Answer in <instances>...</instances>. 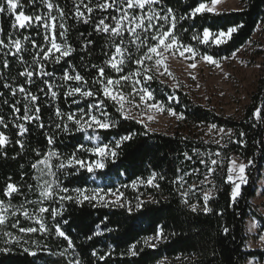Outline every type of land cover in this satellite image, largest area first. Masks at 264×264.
<instances>
[{
  "label": "trees",
  "instance_id": "obj_1",
  "mask_svg": "<svg viewBox=\"0 0 264 264\" xmlns=\"http://www.w3.org/2000/svg\"><path fill=\"white\" fill-rule=\"evenodd\" d=\"M50 2L58 5L64 13L63 20L59 10L54 8L51 13L57 18L55 28L57 42L63 44L66 41L74 49L70 56L63 58L60 63H55L54 59L43 61L41 47H33L30 41H23L24 36H29L35 39L37 45L46 48L50 43L44 39V36H50V31L46 33L42 25L37 27L35 23L30 28L12 29L14 15L9 14L7 10L0 13V28L3 30L0 35L5 39V43L9 32H13V38L21 39L23 47L27 49L21 53L23 61L11 54L5 57L4 53L8 50H0V117H3L7 124V128L0 125V132L7 137V143L0 147V201H3L4 205L11 204V207H7L0 214L6 216L3 230L12 232L23 241H28L21 244L12 243L7 246L9 250L5 252L2 250L5 247L4 238L0 237V264H68V260L72 257L80 258L82 264H245L249 258L262 260L263 249L245 247V219L251 216L257 221L259 232L264 231V214L251 202V198L256 195L257 182L264 170V103H262L264 102V69L249 95L248 102L238 116L225 115L195 102L181 85L170 87L156 78L148 82L155 99L173 107L177 113H183V120L189 125L216 124L218 127L232 129V134L224 136L219 145L215 141L206 140L192 130L189 132L175 130L172 133L150 130L134 118H123L116 111L117 105L104 98L102 93L89 98H80L77 95L75 99L79 100L78 105L72 103L73 98L63 95L69 86H77L78 83L65 82L61 79L69 65L74 66L88 81L83 87H90L97 92L100 86L93 84L92 81L98 77V73L91 65L105 67L106 76L112 78L117 76L105 61L111 57L115 50L114 44L119 43L120 38L113 37L110 32L95 30L99 20L105 16L109 17L105 22L114 26L110 17L119 15L116 9L101 11L95 7L97 0H91V3L89 0H83L84 4L93 7L91 13L83 4H79V0H50ZM199 2L207 4L211 0H162V4L157 7H171L179 17L190 12L189 6L195 7ZM20 4L23 7L18 11L23 10L26 15H43L47 11L39 0L35 7L31 5L30 0H20ZM240 4L241 7L238 9L215 11V14L207 12L197 14L194 20L177 19L174 32L181 44L191 45L199 55L207 53L217 59L227 57L252 39L257 25L264 19V0H240ZM76 5H79V11L83 13L80 17L76 15ZM85 20L88 22L85 23ZM61 22L66 29L64 38L60 36ZM237 25L242 27L238 28L226 43L216 44L212 40H208L207 43L200 42L203 40L205 27L209 28L211 34H216L220 31L227 32L229 27ZM194 34L200 39L193 40ZM129 39V34L125 32V45L133 56L132 60L125 59L123 65L125 71L137 68L134 59L146 51L145 48L137 53L135 46L127 43ZM89 40L92 41L91 44L88 43ZM11 51L16 50L13 47ZM37 53L39 55H36V59L43 61V70L53 73V77L39 75L41 65L34 63L33 60L34 54ZM5 58L9 62L7 68L3 64ZM25 69L34 72L31 84L26 83L27 77L20 75ZM70 74L73 73L70 71ZM44 79H49V82L55 86L53 90L58 92L57 99L45 95L48 89L42 82ZM5 84L10 87L5 88ZM20 85L38 96L37 103L40 107L39 115L40 122L44 124L43 128L38 126L39 122H26L21 119L26 103L24 94L17 90L13 95L11 91L12 88L18 89ZM41 88L44 92L39 91ZM170 96L176 99L169 100ZM100 99H105L106 110L110 114V119L116 121L117 126L108 130H97L95 134L99 136L98 141L86 139L87 136L93 135L91 129L87 132L75 131L71 122H69L71 130L67 133L55 129V123L60 122V118L54 114L56 107L64 112L73 111L77 107L87 109L89 104ZM13 105L20 108L19 113L14 112ZM258 107L262 109L259 117L254 114ZM18 123H24L28 129L23 137L18 135L16 127ZM241 132L245 133L244 137L240 136ZM129 133L133 134L132 139L123 142L117 150V156L107 159L103 169H97L93 173H87L85 170L76 173L74 169L62 171L53 167L52 171L57 172L62 186L70 190L76 187L88 189L99 187L123 192L133 201L131 212L127 210L126 205L125 207L117 205L92 207L87 202L83 205L65 202L62 215L53 219L51 208L59 207L58 198L38 203L41 200V188L35 177L39 175L38 169L41 165L34 169L32 164L42 160L49 149L54 148L63 156H67L76 151V146L81 143L86 147L104 143L114 147L112 143L114 140ZM48 135H54L53 145L48 144ZM18 139L24 142L23 148L17 144ZM242 139L245 141L244 144L239 143ZM196 150L205 155L198 156ZM218 150L224 161L225 173L233 154L243 162L254 160L246 170L248 182L242 187V196L235 203H230V185L224 183L219 174L209 176L208 180L218 187V190L213 191V198L209 204L213 212L207 215L201 211L193 213L185 205L184 199L202 207V195L211 186L207 181L201 184L205 179L206 166L200 164L199 160H207V153H215ZM185 152L192 157L191 160L185 158ZM77 155L87 160L97 159L95 155L85 151H79ZM51 163L53 165L58 163L57 158H51ZM219 171L218 168L217 173ZM152 172L158 174L155 183L159 187L142 184L138 188L141 198L136 200L137 194L130 190L132 181L137 178L147 181ZM178 175L183 177V188L180 187L181 182L176 181ZM159 176H163L164 179H159ZM45 179H53V177H45ZM8 183L14 184L19 189L10 197L5 196ZM29 185L32 187L29 188ZM193 185L195 187H191ZM181 192H188V196L182 197ZM138 202H142L140 208L135 207ZM40 207L49 208V212L39 213ZM220 210L224 212L222 217L215 214ZM25 211L31 218L25 217ZM13 212L15 216L12 215ZM41 218L49 231L19 232V227L39 229L37 221H41ZM17 220H19L18 228L13 229L11 225ZM102 220L104 221L101 225L102 234L94 235L97 231L96 225ZM64 221L67 223L65 224ZM58 223L75 245L74 252L69 250L63 256L59 253L67 247V241L56 235L55 226ZM221 225L229 227V234H223ZM158 227L163 228L164 237L144 243L147 237L155 236ZM89 236H92V239H88ZM134 244L137 245L135 250L138 254L132 256L128 254V249ZM45 245L47 248L44 247ZM25 248H28L29 252H36V255L24 251ZM93 249H96L100 255L111 251V255L105 261H100L91 255Z\"/></svg>",
  "mask_w": 264,
  "mask_h": 264
},
{
  "label": "snow or ice",
  "instance_id": "obj_2",
  "mask_svg": "<svg viewBox=\"0 0 264 264\" xmlns=\"http://www.w3.org/2000/svg\"><path fill=\"white\" fill-rule=\"evenodd\" d=\"M30 3L33 7L36 6L37 0H30ZM41 6L45 7L47 11L41 14H33L26 15L23 10H19L23 7V5L18 3V0H0V13H4L6 10L9 14L14 15V20L12 22V29L19 28H30L33 23L40 27L41 25L44 27L45 32H51V35H45L44 39L49 41L50 46L44 48L36 44L35 39L29 36H24L23 41H30L33 47H41L43 61H47L49 59H54L55 63H60V61L69 57L70 54L74 51L71 45L65 43L57 42L55 36V28H56V17L52 16L53 9H57L60 11L61 20H63L64 13L62 9H59L58 5H53L50 0H39ZM91 3V0H89ZM217 0H211V5L206 4L205 2H199L197 6L190 7V12L185 13L184 15H177L174 12V9L171 7L163 8L157 7L162 4V0H97L95 4L96 8H99L101 11H106L110 8H115L119 15H112L110 17L111 21L114 22V26L106 23L105 21L109 19V17L105 16L100 19L98 24L95 26V30L102 31L106 33H111L113 37H119V43L114 44V52L111 54V57L105 61V64L110 66L117 73L123 72V65L125 63V59L132 60L133 56L130 49L125 45L124 34L127 32L130 36V39L127 41L128 44L134 45L137 53H140L143 49L146 48V51H143L142 55H139L134 59V63L136 65L142 66L141 68H137L135 71L129 72L127 75H120L118 79H113L111 76H106L105 67L96 65H91L93 69H95L98 73V77L94 78L92 83L99 84V91H94L92 88H85L83 85H86L88 81L84 76H82L74 66L69 65V68L65 69L63 72V76L61 79L65 82L67 81H75L78 82L77 86H69L66 91L63 92V95L68 98H73L72 103L78 105L79 100L75 99L78 95L80 98H89L95 97L96 95L102 93L103 97L107 100L114 102L117 105L116 111L120 113V115L127 119L128 114L125 111V104H133L136 108H140L141 105H144L147 110H156L158 112L167 111V113L171 116L176 117L177 119H183V113H177L176 110L171 106H165V102L159 101L155 99L153 92L149 89L148 86L143 84V80L151 81L154 77L149 75L148 73L151 71H155L156 73H160L163 75L164 73L160 72V65L164 64V53L168 52L171 49L179 50V48H183V51L179 52L180 56H184L185 52L190 53V58L195 60L197 56V52L191 45H183L179 41V37L174 32L176 28L177 19L185 20V19H195L197 14L202 13H214L215 14V5ZM79 4H83V6L87 9L89 13L93 12V7H89L88 4H84L83 0H79ZM77 7V17L83 15L82 12L79 11V5ZM138 10V11H137ZM51 21V23H49ZM85 23L88 20L84 21ZM167 26V27H166ZM242 27V25H237L234 27H229L227 32L220 31L219 33L214 34L215 39L212 41L216 44L226 43L228 39L231 38L232 34L237 31L238 28ZM259 27V25H258ZM60 36L64 38L65 36V25L63 22L59 24ZM139 30V31H138ZM187 31V29H185ZM3 30L0 28V34H2ZM39 34V33H38ZM143 34V35H142ZM211 35L208 27L203 29V40L200 42L207 43L208 38ZM193 40H199L200 37L198 35L192 36ZM151 41V42H150ZM89 44L92 41H88ZM15 48V52H12L11 49ZM7 49L8 51L4 53L5 57L8 54L17 57L21 61H23V56L21 53L26 51L27 49L23 47L22 40L19 38H13V32H9L7 36V43H5V39L2 35H0V50ZM162 49V50H161ZM236 51H239L237 49ZM55 53H60V55H55ZM127 54V55H126ZM36 55L34 54L33 60L34 63L41 65V69L39 71V75L41 77L51 78L54 76L53 73H49L43 70V61L37 60ZM233 57L236 56V52L231 54ZM201 59L209 62L210 64H214L216 67H221L220 62L217 59H214L212 55H208L207 53L201 56ZM221 60L228 59V57H221ZM154 61V64L149 67L146 62ZM4 67L7 68L9 65L8 60L5 58L3 60ZM192 68L196 67L195 63L190 65ZM71 73L73 74H70ZM141 71H143L144 75L142 79L132 78L140 77ZM164 71L167 72L168 69L165 66ZM21 76L27 77L26 83L31 84L32 78L34 77L33 71H28L25 69L24 72L20 73ZM131 81V92L125 94L121 89ZM44 85L47 87L48 92L45 95H50L53 99L58 98V92L54 89V85L49 82V79H44L42 81ZM62 86V85H61ZM5 88H9L8 84L4 85ZM17 90L24 94V98L26 103L24 104V115L21 118L26 122H39L38 126L43 128L44 124L41 121L40 107L37 103L38 96L36 94L31 93L29 90L23 85L18 86L17 88H12V94L15 95ZM40 92H44V89H39ZM131 97V99H130ZM135 97L139 98V103H136ZM176 97L170 96L169 100H175ZM149 101H152L149 103ZM264 103V102H262ZM13 110L15 113L20 112V108L13 105ZM261 108L255 109V115L257 117L261 114ZM55 116L60 118V122L55 123V129L60 130L62 132H69L70 123L74 126L75 131L79 132H87L89 129L93 131V135H89L86 137L88 140L98 141L99 136L95 133L97 130H108L110 128H115L117 126L116 121L110 119V114L106 110L105 99L97 100L93 104H89L87 109L77 107L73 111L64 112L61 108L56 107ZM147 119L149 121L153 120L154 117L152 115H148ZM143 123V121H139ZM0 125H3L4 128H7V124L4 122V118L0 117ZM18 128V135L23 137L28 131L27 127L24 123L16 124ZM147 128V124H145ZM217 125L212 124L209 131L216 129ZM220 134L231 135L233 130L228 129L227 133H225V129L223 127L218 129ZM132 133L127 135L120 136L119 139L114 140L112 143L114 147H112L109 143H104L102 145L94 146V147H86L84 144H78L76 146V151L68 154L67 156H63V154L59 153L54 148L49 149L48 153L44 156L42 160H38L36 163L32 164L34 169L38 168L39 165H43L40 167L39 175L35 177L38 182V186L41 188L40 197L41 200L38 203H43V201H53L58 198L59 207L51 208L52 218L55 219L57 216L62 215L63 210L65 209V202H74L77 205H83L85 202L92 205V207H96L97 205H101L103 207H108L111 205H117L119 207H125V204L122 202L121 198L123 197V192L119 190H113L112 188H108L107 190L102 188H93L88 189L86 187H76L73 189H69L67 187L62 186V182L59 180L57 176V172L52 171V168L55 167L57 170L66 171L67 169H74L76 173H79L80 170H85L87 173H93L97 169H103L105 165V161L109 158H115L117 156V150L121 147L123 142L129 141L132 139ZM241 137L245 136V133H240ZM223 139V136H221ZM55 137L54 135L47 136V142L49 145L54 144ZM7 143V137L3 132H0V147H3ZM215 143L217 145L220 144V140H216ZM240 144H244L245 141L242 139L239 141ZM17 144L20 145L21 148L24 147V142L22 139L17 140ZM85 151L87 153H91L97 157L95 160H87L81 158L77 155V152ZM198 156H204L205 153L199 152L196 150ZM6 155V154H5ZM208 159H200L199 163L206 166V175L205 179L201 181V184L206 181L210 183V187L206 192L202 195V207L197 203H189L188 199H184V203L193 213L201 211L203 214L207 215L213 212V209L209 206L210 201L213 198V191L218 190V187L215 183L208 180L209 176H215L219 174L224 181V183L230 185L229 189V202L235 203L242 196V187L248 182V174L247 168L254 163V160H247V162H241L238 159H230L227 164V172L225 173L224 161L221 159V152L218 150L215 153H207ZM186 159L191 160L192 157L189 156L187 152L184 153ZM215 156L216 158H213ZM56 157L58 163L53 165L51 163V158ZM220 169L219 173H217V169ZM193 171H197L193 169ZM158 174L156 172H152L151 175L145 181L142 178H137V180L132 181L131 186L136 188L139 185L147 183L152 187H159L155 180L157 179ZM45 177H53V179H45ZM159 179H164L163 176H159ZM176 181H180V187H184L183 177L177 176ZM174 181V183L176 182ZM32 186L29 185V188ZM195 187V185L191 186ZM19 189L12 183H8L5 189V196L10 197L12 193L18 192ZM72 194H69V193ZM182 197H187L188 192H181ZM112 196L114 199H106V197ZM139 200V197H137ZM142 206V202H138L135 207L140 208ZM7 207H11V204L4 205L3 201H0V213H3ZM131 212L132 207H128L127 209ZM49 212V208L40 207L39 213H47ZM218 216H223V210L217 211L215 213ZM15 216V212L12 213ZM26 218H31L28 212H24ZM107 219V218H105ZM39 223V229L35 227H19L20 233H34L37 231L47 232L49 231L46 228L45 223L41 221H37ZM66 224L67 221H64ZM6 224V216L4 214H0V237H3V243L5 247L2 249L3 251H8V245L15 243H28V241H23L21 238L16 237L10 231H5L4 226ZM104 224L102 220L100 224L96 225L97 231L94 235H101V225ZM19 220L16 223L12 224L11 227L13 229L18 228ZM221 230L224 235L229 234L230 229L226 225H221ZM111 231V229H108ZM55 233L57 236L62 237L67 241V247L59 253V255L63 256L65 253H68L69 250L75 251V245L73 240L66 235V233L61 229L60 224L58 223L55 226ZM164 237V230L162 227H158L154 237H147L144 243H148L149 241L155 239L160 240ZM88 239H92V236H89ZM35 243V242H33ZM153 247L155 245H152ZM47 248V245L44 246ZM137 245L134 244L128 249V254L135 256L138 253L136 252ZM24 251L29 252L28 248H25ZM31 255H36V252H29ZM91 255L97 257L100 261H105L107 257L111 255V251L104 252L103 255H100L96 249H93ZM123 255V254H122ZM68 264H82V260L78 257H72L68 260ZM247 264H256V261L253 259L251 261H247Z\"/></svg>",
  "mask_w": 264,
  "mask_h": 264
},
{
  "label": "rangeland",
  "instance_id": "obj_3",
  "mask_svg": "<svg viewBox=\"0 0 264 264\" xmlns=\"http://www.w3.org/2000/svg\"><path fill=\"white\" fill-rule=\"evenodd\" d=\"M20 4V0H18ZM211 5L210 3H207ZM215 11L238 9L241 7L240 0H217ZM259 25V27H258ZM252 35V39L245 45L239 48L236 52V56H227L228 59H217L221 67H216L214 64L201 59L202 55L197 53L195 60L190 58V53L185 52L184 56H180L179 52L183 51V48L179 50L171 49L164 53V64L160 65V72L156 73L154 70L149 72L154 78L169 85L170 87H178L179 85L191 96V98L204 106L215 109L217 112L225 115H240L244 105L249 100V95L254 90L256 81L261 75L264 69V19L259 23ZM215 35L211 34L208 40H214ZM162 50V49H161ZM196 64L195 68L190 65ZM146 64L151 67L154 61H148ZM167 67L168 71L165 72L164 68ZM142 66L137 65V68ZM135 68L132 71H135ZM125 71L123 67L122 73H117V76L113 79H118L120 75H127L129 72ZM144 73L141 71L140 77H133L132 79H142ZM144 85L148 86L147 80L142 81ZM125 94L131 92V81L128 82L122 89ZM131 99V97H130ZM136 103H139V98L135 97ZM152 101H149L151 103ZM166 106V105H165ZM167 107V106H166ZM125 111L128 117L134 118L138 121H143V124H147V128L150 130L172 133L175 130L184 132L194 131L202 135L206 140L216 141L221 140V136L227 134H220L218 127L209 131L212 124L208 125H189L183 119H177L171 116L167 111L158 112L156 110H147L144 105L140 108H136L133 104L126 103ZM148 115L154 117L153 120L147 119ZM225 133H227L226 128ZM230 159H238L243 162L237 155H231ZM43 167V165H41ZM139 185L136 188L131 187L140 200ZM207 189L204 191L206 192ZM124 194V193H123ZM136 197V198H137ZM106 199H114L112 196L106 197ZM122 202L131 207L133 201L127 196L123 195ZM137 200V199H136ZM251 202L257 207V209L264 214V170L261 178L257 182L256 195L251 198ZM245 234L246 242L245 247L247 249H263L264 250V231L259 232V225L255 219L248 216L245 219ZM255 260L256 264H264V258L259 260L258 258H249L247 261ZM247 261L245 264H247Z\"/></svg>",
  "mask_w": 264,
  "mask_h": 264
}]
</instances>
